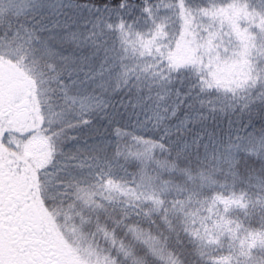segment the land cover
<instances>
[{"label": "snow or ice", "instance_id": "snow-or-ice-1", "mask_svg": "<svg viewBox=\"0 0 264 264\" xmlns=\"http://www.w3.org/2000/svg\"><path fill=\"white\" fill-rule=\"evenodd\" d=\"M59 7L83 17V38L74 33L64 41L80 48L79 55L64 54L47 41L33 47L29 34L25 44L32 63L42 62L46 70L24 65L11 47L0 50V60L24 70L29 97L34 85L37 127L45 132L54 123L61 131L89 128L94 114L108 106L95 90L122 93L123 111L106 114L115 137L107 144L114 150L111 158L94 146L90 153L80 150L82 159L69 152L55 172L53 155L42 170L44 177H55L51 191L81 205L73 235L59 227L56 214L55 251L44 249L53 243L47 236L28 228L25 207L10 215L3 201L0 243L6 249L18 245L20 229L29 231L44 254L24 264H185L188 255L198 257L199 264H264V257L254 255L257 249L264 253V0H171L164 6L172 18L170 32L157 23L160 7L149 0H111L103 7L72 0ZM30 15L28 0H0V26L15 34L9 45L28 32ZM142 21L151 26L134 27ZM178 50L189 53L182 62ZM4 142L10 143L7 133ZM222 148L229 167L221 187L230 184V195L216 188V174L223 170L203 167L207 156L219 160ZM249 156L261 166L246 168L245 176L240 166ZM121 158L122 172L129 161L135 163L132 187L114 175L113 161ZM193 160L199 183L191 175ZM240 185L247 190L237 195ZM112 192L125 199L117 201ZM42 199L52 211V197ZM97 236L107 249L98 244L81 249L82 240L95 243Z\"/></svg>", "mask_w": 264, "mask_h": 264}, {"label": "trees", "instance_id": "trees-1", "mask_svg": "<svg viewBox=\"0 0 264 264\" xmlns=\"http://www.w3.org/2000/svg\"><path fill=\"white\" fill-rule=\"evenodd\" d=\"M72 2V0H36L33 4L30 5L33 10V15H30L26 21L28 32H22L21 36L14 40V42L9 45V41L13 40L14 33L7 34L5 32L4 27L0 26V50H5L9 47L15 51V58L20 59V57H23V64L33 68L34 71H40L41 69H45L44 64L41 62L40 64H33L32 63V57L31 52L28 48V46L25 44V41L27 40L29 34L31 35V43L33 47H39L41 46L45 41H47L49 44L58 47L60 51L64 54H74L79 55L81 53L80 48H76L74 46L73 42L65 43V40L71 41L72 35L75 33L77 36H79L81 39L83 38L84 33V25L81 23L83 17L77 16L72 13V10L70 8H63L61 9L59 6L61 3L68 4ZM111 0H75L76 4L79 5H87L89 7L97 6V7H103L105 3H110ZM129 2H133V0H129ZM171 0H149V4H158L160 7V15L157 17V23H162L166 25V30L171 31L172 29V18L167 16V10L165 9V5L169 4ZM258 3L259 0H256ZM87 11L85 10L84 15L87 16ZM130 20V18H127ZM207 21H205L206 23ZM150 23L141 22L139 25H134V27H139L141 30H144L147 27H150ZM87 27L90 29L91 25H87ZM79 29V31H77ZM39 37V39H37ZM85 53L88 51L87 48L83 50ZM187 55L189 53L187 52H180L178 50L177 56L179 61H183L187 58ZM145 60L148 59V57L144 58ZM7 65H12V68L16 71H19L23 73V75H8L7 73H4L5 78L8 80L10 79V82L12 84H15L16 88L15 90H19V86H30L29 79L27 78L26 73L24 70L19 67L18 65H15L12 63V61L4 62L3 60H0V69H6ZM46 70V69H45ZM2 71V70H1ZM80 78L83 79V73L80 74ZM19 80H22V84L19 83ZM9 81V80H8ZM28 82V83H26ZM5 85L2 86L4 88L3 92L9 91V87H7V82L4 83ZM29 90V88H27ZM35 87L34 85L31 86V93L32 96L35 93ZM95 96L97 98H102L104 103L108 105L106 108L102 107L99 111H97L94 114V120L93 124L89 128H72V129H63L60 130L61 126H57L55 123L50 125V130L48 132H45L43 129L40 130V136L46 141L48 145L49 150V160L44 165L43 169L46 168L48 163L51 161L52 156L55 155L56 163L53 164V171L55 172V169L61 167V163L64 161L65 156L71 152L75 153L78 158H83L84 152L80 151L81 149H87L89 153L92 151V149L89 146H94L97 150L100 151L101 155H104L105 153L111 158L113 153V146H110L107 144V141L112 140L115 141V137L112 135L113 126L109 123L108 115L106 114H112L115 112L117 108L120 109V111H123V109L120 107L119 100L120 96L123 95L122 93L119 95H109L107 93L101 92L99 89L95 90ZM240 95H244L243 92L240 93ZM45 97H40V103H45ZM36 100V99H35ZM115 105V108L113 107ZM55 119V118H54ZM235 119V117H234ZM211 123V121H209ZM222 128L227 131V123L226 121L224 124H222ZM28 135H31L33 133H25ZM73 136L76 137V139L69 140L68 137ZM191 136V134H189ZM47 137H50L48 139ZM224 143L227 144L228 140L227 137L224 136ZM233 140H235V135L233 134ZM126 144L129 147H133L130 141H126ZM201 144L203 145V141H201ZM53 145L55 146V151L53 152ZM122 147H124L122 145ZM125 151H128V147L124 148ZM201 155H204V149L201 147L200 149ZM158 155L162 157H167L168 153L158 152ZM224 149H221L220 158L219 160L213 158L212 156L205 157V164L203 165L204 168H214L219 167L223 171L216 174V179L218 181L216 188L218 191L223 192L225 195H230L232 192L231 185H225L224 187H221V183L224 181V171H226L229 167L228 163L225 161L224 158ZM68 163H73L69 161ZM113 163L116 165V171L114 173L115 177L124 184L125 187H132L134 186L131 181L133 180V172L135 171V163L129 161L126 165L128 171L127 173L122 172L119 170V165H124L125 161L123 158H121L119 161H113ZM261 166V161L255 159L252 156L248 157L247 165L244 164L243 160L241 161L240 171L245 176L247 175L246 168L248 167H255L257 170ZM42 169V170H43ZM39 172L40 174V183L41 180H43L46 187L49 184L54 183L55 177L53 176L51 179L44 177L43 171ZM153 175H156V171H153ZM191 175L194 177L195 182L199 183L201 182L198 175V169L195 167V160H193V167L191 171ZM45 187L46 195L47 197H52L51 201V207L52 211L51 213L54 214L57 218V213L59 214L60 218L69 217L70 222L73 223V225H76V227L80 224V216L78 213L81 211V205L79 202H75L74 198L70 196H64L62 197L59 193H56L54 191H49V188ZM241 189L247 190L244 185H240L235 189L236 194L239 195ZM48 191V192H47ZM104 195H109L108 192H104ZM111 195L117 200L122 201L125 199L119 192H112ZM44 197V198H45ZM96 199H101L100 196H97ZM49 210V209H48ZM235 215V212H234ZM60 222V220H59ZM155 231V229H154ZM242 235V234H241ZM84 246L86 249L88 248L89 244H92L93 247H96V245H99V249H107L108 245L107 243L97 236L96 242L93 243L91 238H85L84 239ZM237 245L239 244V241H236ZM98 249V250H99ZM254 255L257 256V258L264 257V253H262L259 249L254 251ZM94 259V257H93ZM185 264H199V259L195 255H188L184 257Z\"/></svg>", "mask_w": 264, "mask_h": 264}, {"label": "flooded vegetation", "instance_id": "flooded-vegetation-1", "mask_svg": "<svg viewBox=\"0 0 264 264\" xmlns=\"http://www.w3.org/2000/svg\"><path fill=\"white\" fill-rule=\"evenodd\" d=\"M10 91L4 93L6 104L0 109V201H3L12 211L16 207H25V222L32 233H38L41 238L47 236L53 243L45 244L44 249L55 251L57 240L54 214L45 207L43 192L40 191V180L28 165L15 157L10 143L4 142L5 133L10 139L14 125L24 124L29 112L28 100L14 105L10 99ZM27 99L29 95L26 94ZM56 217V216H55ZM61 222L59 227L61 228ZM18 245L9 244L7 249L0 243V264H24L39 258L44 253L32 242L33 236L24 228L20 229ZM23 237V238H21ZM18 249H23L20 251Z\"/></svg>", "mask_w": 264, "mask_h": 264}, {"label": "rangeland", "instance_id": "rangeland-1", "mask_svg": "<svg viewBox=\"0 0 264 264\" xmlns=\"http://www.w3.org/2000/svg\"><path fill=\"white\" fill-rule=\"evenodd\" d=\"M36 0H28V4L31 5L35 2ZM32 8V7H31ZM2 70V71H1ZM7 73L8 75H23V73L16 71L15 69L12 68V65H7L6 69L1 68L0 69V109L4 107L6 104V99L4 98V86L5 82H7V87H9V91L11 92L10 94V99L13 101L14 105H18L22 103L23 101L28 100L29 102V107L31 111L28 114V117L24 124H17L14 125V128L12 130V136L9 139L10 140V148H12L14 152V156L20 158L23 162H25L28 167L35 172L36 176L41 172L43 169L44 165L47 163L49 160V150H48V145L46 141L39 135L40 130L42 128H38L37 124H39V120L36 119V111H35V93L31 97L27 99L26 94H28L29 90L27 88H30L29 84L28 86H19V90H15L16 87L15 84H12L10 82V79H6L4 73ZM19 83L22 84V80H19ZM28 83V82H26ZM33 133L31 135L25 134V133ZM39 182V179H38ZM40 185V191L42 190L43 196L45 192V182L44 184L39 183ZM46 188H49V184ZM50 191V188L48 189ZM48 192V191H47ZM44 196V197H45ZM46 198V197H45ZM54 218H56L54 216ZM57 220V218H56ZM60 226L63 229V231L69 235H73V229L77 228L76 225H73L72 222H70L69 217L65 218H60ZM84 241L82 240L80 243L81 249H86L84 246Z\"/></svg>", "mask_w": 264, "mask_h": 264}]
</instances>
